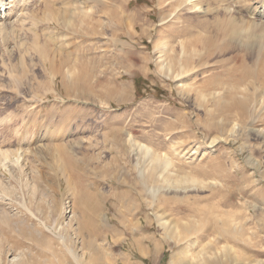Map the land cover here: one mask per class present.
<instances>
[{"label": "rangeland", "instance_id": "374dc122", "mask_svg": "<svg viewBox=\"0 0 264 264\" xmlns=\"http://www.w3.org/2000/svg\"><path fill=\"white\" fill-rule=\"evenodd\" d=\"M0 1V264H264V0Z\"/></svg>", "mask_w": 264, "mask_h": 264}, {"label": "clouds", "instance_id": "9594fccd", "mask_svg": "<svg viewBox=\"0 0 264 264\" xmlns=\"http://www.w3.org/2000/svg\"><path fill=\"white\" fill-rule=\"evenodd\" d=\"M218 26L223 33L225 44L234 37H242L245 43L264 42V20L237 14L233 7L225 8ZM261 62V58L258 57L254 66H258Z\"/></svg>", "mask_w": 264, "mask_h": 264}, {"label": "bare ground", "instance_id": "6f19581e", "mask_svg": "<svg viewBox=\"0 0 264 264\" xmlns=\"http://www.w3.org/2000/svg\"><path fill=\"white\" fill-rule=\"evenodd\" d=\"M19 2V1H18ZM29 2V1H28ZM10 3V2H9ZM13 9V8H12ZM7 8L5 7V2L0 1V19H3L8 16ZM25 14V13H24ZM264 17V12L261 13Z\"/></svg>", "mask_w": 264, "mask_h": 264}, {"label": "trees", "instance_id": "16d2710c", "mask_svg": "<svg viewBox=\"0 0 264 264\" xmlns=\"http://www.w3.org/2000/svg\"><path fill=\"white\" fill-rule=\"evenodd\" d=\"M141 81H142L141 78H137V84H140Z\"/></svg>", "mask_w": 264, "mask_h": 264}]
</instances>
